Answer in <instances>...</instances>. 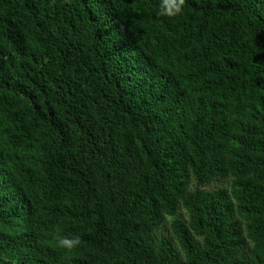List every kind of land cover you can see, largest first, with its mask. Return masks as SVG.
I'll return each mask as SVG.
<instances>
[{
  "label": "trees",
  "instance_id": "16d2710c",
  "mask_svg": "<svg viewBox=\"0 0 264 264\" xmlns=\"http://www.w3.org/2000/svg\"><path fill=\"white\" fill-rule=\"evenodd\" d=\"M159 2L0 0V264H264V0Z\"/></svg>",
  "mask_w": 264,
  "mask_h": 264
},
{
  "label": "clouds",
  "instance_id": "9594fccd",
  "mask_svg": "<svg viewBox=\"0 0 264 264\" xmlns=\"http://www.w3.org/2000/svg\"><path fill=\"white\" fill-rule=\"evenodd\" d=\"M186 0H160L157 14L161 17L176 18L183 15ZM80 243L79 237L74 239H62L59 241L61 247L74 248Z\"/></svg>",
  "mask_w": 264,
  "mask_h": 264
}]
</instances>
